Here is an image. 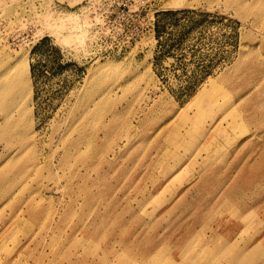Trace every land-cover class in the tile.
<instances>
[{
    "label": "rangeland",
    "instance_id": "374dc122",
    "mask_svg": "<svg viewBox=\"0 0 264 264\" xmlns=\"http://www.w3.org/2000/svg\"><path fill=\"white\" fill-rule=\"evenodd\" d=\"M10 68L0 264H264V0H0Z\"/></svg>",
    "mask_w": 264,
    "mask_h": 264
},
{
    "label": "bare ground",
    "instance_id": "6f19581e",
    "mask_svg": "<svg viewBox=\"0 0 264 264\" xmlns=\"http://www.w3.org/2000/svg\"><path fill=\"white\" fill-rule=\"evenodd\" d=\"M176 5V4H175ZM71 29V28H70ZM69 37V36H68ZM71 38V37H70ZM22 62V63H21ZM19 63L23 64V61H20ZM19 65V64H18ZM113 64L109 63L103 65L104 67L101 68L102 69H107L109 67H111ZM115 65V64H114ZM100 69V68H99ZM12 70L15 71L13 68L7 69L0 77V92L1 91H7L10 89L12 82L15 81L17 78H19L20 76V72L15 73V75L12 74ZM100 71V70H99Z\"/></svg>",
    "mask_w": 264,
    "mask_h": 264
}]
</instances>
